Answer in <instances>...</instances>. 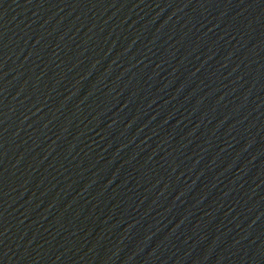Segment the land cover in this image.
Listing matches in <instances>:
<instances>
[{"label": "water", "instance_id": "obj_1", "mask_svg": "<svg viewBox=\"0 0 264 264\" xmlns=\"http://www.w3.org/2000/svg\"><path fill=\"white\" fill-rule=\"evenodd\" d=\"M0 264H264V0H0Z\"/></svg>", "mask_w": 264, "mask_h": 264}]
</instances>
